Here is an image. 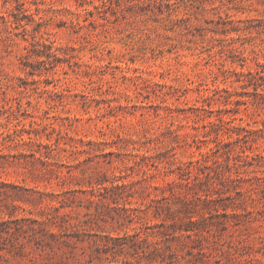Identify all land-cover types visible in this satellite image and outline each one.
Returning a JSON list of instances; mask_svg holds the SVG:
<instances>
[{
  "label": "rangeland",
  "instance_id": "1",
  "mask_svg": "<svg viewBox=\"0 0 264 264\" xmlns=\"http://www.w3.org/2000/svg\"><path fill=\"white\" fill-rule=\"evenodd\" d=\"M115 3L119 6V0ZM242 3L146 0L130 5L125 11L142 17L137 50L150 55L125 63L116 60L123 47L115 38L121 29L106 35L103 23L98 30L89 20L90 12L80 27L73 25L80 22L78 13L54 19L68 9L43 8L38 0H0V141L22 144L19 155L30 171L27 180L6 175L9 158L0 157V264H110L121 255L136 257L137 264H180L185 257L188 264H207L203 248L209 237L212 247L227 249L220 253L226 264H261L240 257L264 255V237L233 240L237 233L257 231L250 224L264 217V19H241ZM256 3L264 6V0ZM109 10L115 15L111 4ZM85 30L92 35H82ZM128 39H135L133 33ZM35 42L41 44L33 47ZM109 66L124 73L118 82L108 84ZM257 69L263 78L253 82L233 72ZM101 77L103 88L96 83ZM101 91L119 92L135 103L102 109ZM86 98L92 102L81 103ZM223 120L258 133L235 142L238 131L209 124ZM127 133L143 139L132 140ZM29 136L34 142L25 141ZM40 142L51 143V150ZM219 142L223 147L215 151ZM117 144L139 146L129 171L143 167L148 174L133 184L93 186L109 180L107 172L96 171L100 159L111 164L112 157L133 155L117 152ZM74 156L79 163L72 162ZM89 167L94 174L86 176ZM20 172L26 174L24 168ZM36 184L39 194L32 189ZM133 189L142 207L111 206L136 202ZM249 201L260 206L255 216ZM234 211L242 212L241 218L228 217ZM32 219L43 227L44 238L51 232L62 235L54 249H36ZM134 220L142 223L131 235L101 234ZM80 221L88 222L80 230L84 240L64 235ZM175 246L189 250L177 257Z\"/></svg>",
  "mask_w": 264,
  "mask_h": 264
},
{
  "label": "clouds",
  "instance_id": "2",
  "mask_svg": "<svg viewBox=\"0 0 264 264\" xmlns=\"http://www.w3.org/2000/svg\"><path fill=\"white\" fill-rule=\"evenodd\" d=\"M146 0H119V6L115 3V0H48V2L38 4L40 7L43 8H58V9H68L70 12H62L56 14L54 19H59L62 16H68L72 18V13H78L80 22L87 23L84 21V17L87 15L88 12L92 11L96 13L92 17H89V20L95 21L97 23V28L100 30V24L103 23L104 28L108 30L106 35L111 36L115 33V29H121L120 33L116 35V39L119 41L120 45H123L120 48V56L116 58L117 62L123 60L125 63L127 62L128 58L131 57L133 60H140V59H147L150 55L148 51L145 49L144 51H138L137 49L140 48V45L136 43V40L141 39L143 33L139 31L140 28H143L142 24H139L138 21L142 18L139 15H133L125 11L130 5L145 3ZM168 2L175 4V0H168ZM111 4V9L115 10V15L112 14V10L105 11V9L109 8ZM107 13V15H105ZM243 20L248 19H264V6L257 4L256 0H243L241 5V9L238 13ZM43 15V13L41 14ZM49 15H53L49 13ZM125 17L123 19L118 20L116 24H113L112 21L117 20L118 17ZM101 17H104V20L101 21ZM37 19H40L38 16ZM133 33L135 39H128V33ZM82 35L91 36L92 34L85 30ZM155 46L154 44L152 45ZM101 50L106 51L104 45H101ZM99 67H103L101 63ZM27 70H25L26 72ZM108 72L112 73V75L108 76L107 82L108 84H112L114 81L118 82L119 75H123V72H119L117 74L116 70H114L111 66H109ZM97 84L100 85L101 88L105 87L104 78H99L96 81ZM130 96V94H129ZM99 98L102 101H106L103 103L102 109H108L109 107L115 108L116 105L125 104L128 108L131 107L132 103H135L134 98H129L127 100L124 99L123 96L120 95L119 92L113 91L111 95L108 93H104L103 91L100 92ZM91 103V99L86 98V100H82L81 103ZM127 135L132 140L143 139V137L134 136L131 133H127ZM114 138V137H113ZM22 144H18L16 141H12L11 143L2 142L0 141V157L7 156L9 159L4 165V173L7 174H14L18 177H23L24 180H27V175H30V171L28 168L25 167V162L22 157H20L19 153L22 151ZM30 150L35 151V146H30ZM102 151V150H101ZM116 151H124V152H131L133 155L126 159H117L115 157L110 158L111 164L107 162V159H100L96 166V171L98 172H107L109 180L106 181L104 185H93L95 187H111L115 186L118 181H126L127 184H133L136 181L142 180L148 174V169L143 167H135L134 170L129 171L130 168H133L135 164V160L138 159L137 153L139 152V146L136 147H128V148H121L119 144L116 146ZM16 153V155H13ZM12 157H18V159H12ZM41 159H44L43 153H41ZM35 161V158H32ZM60 158L57 156H52V161H57ZM73 163H79V159L77 157H72ZM149 167H151L149 165ZM24 168V172L26 174H21L20 169ZM93 168L89 167L85 172L86 176L93 175ZM150 181L148 182V185ZM32 189L39 194L41 192L40 185L36 184L32 186ZM47 190L46 188L43 189ZM149 192H151V187L148 186ZM133 196L136 197V202H133L129 199L120 201L118 204H111L112 207H123L127 206L129 210L136 207H142V205L138 202L140 199L135 195V190L133 189ZM150 199V197H148ZM252 205L249 211H252L253 215L256 214V209L260 207L259 205L249 201ZM130 215L134 218L137 214L131 213ZM140 222H134L127 227L124 228H106L104 231L101 232L102 235H110V236H123L125 233L131 235L134 231L138 230L140 227ZM256 229L257 231H252L251 235L244 234L241 235L237 233L236 236L233 237V240L236 239L243 240L245 243H250L256 239L257 236L264 237V217H260L259 220L255 223L251 222L250 230ZM96 230V229H94ZM227 239V237L225 238ZM212 238L209 237L207 243H205L203 250L209 254L207 259V264H214L216 260H220V264H226L224 257L221 256V252L227 251L226 248H216L212 247L211 245ZM191 244V242H187ZM258 246V245H257ZM189 250L188 248H184L183 251L180 250L178 246L173 247V251L176 252L177 257L184 255V252ZM197 251H200L197 248ZM241 260H248L252 259L253 261H260L261 264H264V255L261 253H255L253 256H243L240 257ZM190 260L189 257H185V259L180 260V264H188ZM125 261L129 262V264H137L136 257L121 255L118 256L114 261H111L110 264H125ZM140 264H144L143 261H140Z\"/></svg>",
  "mask_w": 264,
  "mask_h": 264
},
{
  "label": "trees",
  "instance_id": "3",
  "mask_svg": "<svg viewBox=\"0 0 264 264\" xmlns=\"http://www.w3.org/2000/svg\"><path fill=\"white\" fill-rule=\"evenodd\" d=\"M91 15H94V12L90 11ZM85 20H87V17L85 18ZM73 25H77V26H80V27H83L84 24H82L81 22H77V23H74ZM41 43L39 42H35V43H32L33 47L39 45ZM44 46H48L46 43H43ZM239 78V80H244V81H249V82H253L254 80H257L259 77L263 78V75L261 74L263 71L262 70H259L257 69L256 71H251L249 70L247 73L245 72H242V73H238L236 71H233ZM257 89V88H256ZM261 95V94H259ZM211 126H224L226 127L228 130L230 131H238V136L235 137V142H240L242 140V138H249L250 136H247V135H252V134H257L258 131L257 130H254V129H246V127H242V126H229V122H228V125L226 126V122L223 120L221 121V124L219 123H214V122H210L209 123ZM205 126H208L207 124H205ZM55 130V128H53ZM242 131H244L245 133L242 134ZM18 134H22L21 131H16ZM30 134L32 132H34L33 130H29L28 131ZM36 132V130H35ZM230 137H234L233 135H231ZM27 143H31V142H34L33 141V137L32 136H29V140H25ZM39 146H45L47 149L51 150L50 147L52 146L51 143H46V144H43L42 142L38 143ZM217 146V149H214L215 151L216 150H220L221 147H223V145H221V142H219V144L216 145ZM213 150V148H212ZM213 151V152H215ZM212 152V151H211ZM211 152L210 151H207L206 154H208V156L211 155ZM245 158L247 159V161H250L248 159V156H245ZM5 184V183H4ZM214 201V200H213ZM67 215V214H66ZM228 215V214H226ZM243 215L242 212H237V211H234L230 216L228 217H232V218H235V219H239L241 218V216ZM32 222L34 223V226H33V231H34V234H33V237H34V240H35V243H36V249H39L41 251H46L48 249L52 250L55 248V243L59 242L60 239H61V236L60 234H57L55 232H51L50 235H49V238H44L43 235L45 234L44 230H43V227L40 225V226H37V222L38 220L37 219H32ZM7 221H3L2 224H6ZM84 223H88L87 221H80L76 224H72L70 225L69 227H73L75 228L74 229V232L72 233H68V232H65L64 235H68V236H73V237H76L77 240H84V238L81 236V227L84 226ZM192 224H195V221H192ZM61 226H63V224H61ZM67 227V226H66ZM193 229V225H192V228ZM46 235V234H45ZM1 253V252H0ZM1 255V254H0Z\"/></svg>",
  "mask_w": 264,
  "mask_h": 264
}]
</instances>
